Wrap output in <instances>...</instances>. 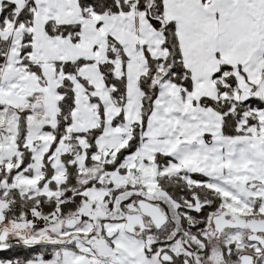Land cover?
<instances>
[{
    "label": "snow or ice",
    "instance_id": "1",
    "mask_svg": "<svg viewBox=\"0 0 264 264\" xmlns=\"http://www.w3.org/2000/svg\"><path fill=\"white\" fill-rule=\"evenodd\" d=\"M0 264H264V0H0Z\"/></svg>",
    "mask_w": 264,
    "mask_h": 264
}]
</instances>
